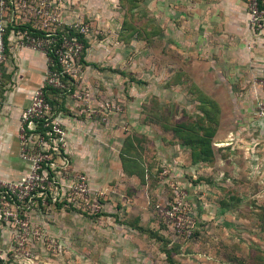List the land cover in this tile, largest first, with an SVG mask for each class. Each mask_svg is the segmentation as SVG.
I'll return each mask as SVG.
<instances>
[{"label":"rangeland","instance_id":"374dc122","mask_svg":"<svg viewBox=\"0 0 264 264\" xmlns=\"http://www.w3.org/2000/svg\"><path fill=\"white\" fill-rule=\"evenodd\" d=\"M120 1L122 7L114 9L112 18L116 22H111V25L91 27L85 20L90 28L89 35L93 34L92 43L96 44L95 48L85 50L81 70L95 61L94 77L100 82L105 77L112 87L108 98H102L100 102L112 103L128 120L132 115L141 116L139 123L143 128L156 132L151 138L153 146L155 142L159 146L178 145L180 140L173 134L176 125L185 120L194 121L199 112L197 107L184 102L190 97L195 98L191 94L184 96L189 86L177 87L176 91L170 92L168 87L174 82L175 75L171 76L167 67L172 65L177 70L184 65L183 56H180L179 49L175 50V45L182 44V39H185L183 32L185 36L193 37L190 35L193 34L189 21L191 12L180 8L179 3L173 0H156L155 3L154 0H139L143 5L138 10L130 9L135 4ZM183 19H187L189 24ZM103 29L107 35L100 40L102 33L105 34ZM103 44L110 48L111 55L107 58L101 56ZM157 66L160 74L154 73ZM78 76L80 84L82 77V83H92V74L87 76V80L82 72ZM74 84V91L63 93L61 98L74 100L77 107H85L89 104L88 90L84 89L85 84L81 88H75ZM257 84L264 91V78ZM263 99L264 95L253 106L255 119L261 118L257 106ZM230 116L231 108L224 118ZM214 136L209 139L210 147L216 142ZM146 142L150 144L147 138L144 144ZM224 142L226 144L227 139ZM257 145L240 142L235 151L225 148L223 153H217L213 148L212 154L206 155L205 165L212 166L213 173L216 163H219L224 179L221 188L207 190L211 193L209 199L213 200L207 206L211 218L201 217L205 209L199 200L201 188L195 189L196 196L192 193L189 199V187L202 185L199 175L192 180L193 175L189 173L192 175L189 187L179 178L172 179L179 184L167 179L169 183L162 190L163 197H170V184L178 185L188 194L187 201L196 223V229L190 236L173 232L150 210L156 201H151L150 216L142 217L137 223L117 213L116 207L109 209L106 205V210L103 198L97 200L101 209L93 211L51 202L42 207L39 202L21 212L20 221L26 222V227L15 224L11 225V233L9 229L4 230L0 264H264V165H257L255 157L256 151L264 154V147L257 148ZM190 156L188 153L178 154L180 165H185ZM166 162L165 158L164 165ZM230 165H239L238 171L232 172ZM245 167L247 170H242ZM217 189V197L222 199L218 202L212 198L213 191ZM216 206L223 210L217 216Z\"/></svg>","mask_w":264,"mask_h":264},{"label":"crops","instance_id":"0c3cea01","mask_svg":"<svg viewBox=\"0 0 264 264\" xmlns=\"http://www.w3.org/2000/svg\"><path fill=\"white\" fill-rule=\"evenodd\" d=\"M63 1V19L68 22L88 20L91 27L111 25L115 21L112 18L115 15L114 9L122 7L120 0ZM173 1L179 3L183 10L191 12L189 21L193 34L190 35L193 37L185 36L183 32L185 39H182V44L175 45V50L179 49L180 56H183L184 65L177 70L168 65V73L175 75L174 82L168 87L170 92L176 91L177 87L180 89L181 86H189V91L186 90L184 96L191 94L195 98L190 97L184 102L186 105L191 103L195 108L202 105L196 99L201 94L215 102L219 112L213 148L217 153H223L222 149L225 148L235 151L240 142L258 144L257 148L264 147V131L257 125L259 119H255L253 108L256 101L264 95L257 84L264 78V48L259 43L260 37L253 35L249 29V14L245 3L242 0ZM126 3L135 4L130 9L136 10L143 5L139 4V0H126ZM123 7L126 8V5ZM183 20L189 24L187 19ZM29 23L33 25L32 21ZM92 35H88L86 40L87 48H95ZM106 35V32L102 33L100 40ZM15 41L9 35L7 60L0 81V180L12 182L19 181L29 171L28 164L19 155V120L21 112L30 105L34 91L42 84L46 72L44 55L19 48ZM108 49L110 48L103 44L101 56L107 58L111 55ZM95 56L94 54L93 57ZM92 61V64L84 67L85 70L82 69L85 80L92 74V83H82V77L81 84H74L75 88H81L85 84L88 105L84 102L85 107H77L74 100L62 99L60 94H49L55 106L54 111L63 124L64 154L71 169L86 175L93 191L103 194L105 209L116 207L117 213H122L125 219L132 220L133 223L150 216V210L155 213L154 205L150 208L151 201H156L157 204L166 199V196H162V190L169 183L167 179L179 178L189 187L191 176L195 180L199 175V183L202 185L189 187V199L194 194L196 196L195 189L201 188L199 200L205 206L201 217L211 218L212 214L207 212V206L213 200L209 199L211 193L207 190L223 186V172L219 163H216L213 173L212 166H194L190 159L185 165H180L177 155L181 152L190 154L191 151L174 143L164 146L159 143V146L155 142L153 146L151 138L155 137V131L143 128L138 114L132 115L129 120L118 114V117L112 116L102 121L97 107L102 98H108L107 94L112 91V87L105 77H102L103 82L94 77L96 68L95 61ZM86 62L88 63L87 60ZM157 69L154 73L160 74L158 66ZM229 108L231 116L225 119L224 115ZM145 138L149 140V145L148 142L144 144ZM225 139L227 143L223 144ZM255 157L258 159L257 165H264V154L256 151ZM165 158L167 165H164ZM230 167L235 172L239 165ZM242 170H247V167ZM171 182L178 183L176 180ZM217 191L218 189L213 191L215 193L212 198L218 202L222 199L217 197ZM215 211L216 216L223 212L218 206Z\"/></svg>","mask_w":264,"mask_h":264},{"label":"built area","instance_id":"2783aa9c","mask_svg":"<svg viewBox=\"0 0 264 264\" xmlns=\"http://www.w3.org/2000/svg\"><path fill=\"white\" fill-rule=\"evenodd\" d=\"M242 1L249 14V29L260 37L264 48V0ZM63 10V0H0V81L9 35L16 39L19 48L41 53L46 61L43 82L19 120V155L29 171L17 182L0 180V253L4 230L11 233V225L15 224L26 227L27 223L20 221L21 212L39 202L42 207L51 202L82 211L101 209L97 200L103 194L93 191L87 176L72 170L65 157L63 124L47 96L50 91L71 94L73 83L79 82L83 40H87L90 31L83 20L63 19ZM97 108L102 121L121 113V109L106 101ZM257 110L258 116L264 118V99ZM170 190V197L157 203L155 209L173 232L190 236L196 223L188 194L176 184H170Z\"/></svg>","mask_w":264,"mask_h":264},{"label":"trees","instance_id":"16d2710c","mask_svg":"<svg viewBox=\"0 0 264 264\" xmlns=\"http://www.w3.org/2000/svg\"><path fill=\"white\" fill-rule=\"evenodd\" d=\"M83 43H84L85 49L81 56V59L84 58L85 50L88 47L86 40L85 41L83 40ZM51 93L52 94H60V93H57L55 91H50L49 93H47L50 104L54 110L55 106L53 105L52 99L49 96V94ZM196 99L200 103H202V105L197 106L198 112H199L197 119H195L194 121L185 120L183 121V123L176 125L177 127H175V131H173V134L177 135V137L179 138L178 140H180V143L178 141V145L181 144V146L179 145L180 147H183V148L185 147L191 151L190 160L192 162V165L194 166H195V163L205 164L206 158H207L206 155H210L213 152V147H210L209 145V139L212 136H214L216 133L217 117H218V112H219L218 107L216 106L215 102L211 100L210 98L201 94ZM154 210L157 216L160 217V215L155 209V205H154ZM132 225L133 224H131V226ZM135 226L136 224L133 225V227ZM137 230H141V229L137 228Z\"/></svg>","mask_w":264,"mask_h":264},{"label":"water","instance_id":"95a60500","mask_svg":"<svg viewBox=\"0 0 264 264\" xmlns=\"http://www.w3.org/2000/svg\"><path fill=\"white\" fill-rule=\"evenodd\" d=\"M257 125H258L259 127H261L262 130H263V128H264V118H260V119L258 120V122H257Z\"/></svg>","mask_w":264,"mask_h":264}]
</instances>
